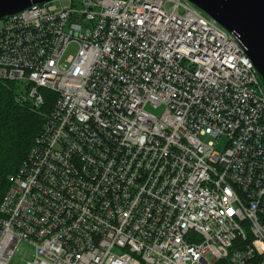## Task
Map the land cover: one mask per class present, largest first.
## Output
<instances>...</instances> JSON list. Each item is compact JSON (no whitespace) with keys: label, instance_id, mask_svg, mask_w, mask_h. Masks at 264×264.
Returning <instances> with one entry per match:
<instances>
[{"label":"built area","instance_id":"2783aa9c","mask_svg":"<svg viewBox=\"0 0 264 264\" xmlns=\"http://www.w3.org/2000/svg\"><path fill=\"white\" fill-rule=\"evenodd\" d=\"M52 1L1 20L0 80L53 104L0 264H264V86L236 40L185 0Z\"/></svg>","mask_w":264,"mask_h":264},{"label":"water","instance_id":"95a60500","mask_svg":"<svg viewBox=\"0 0 264 264\" xmlns=\"http://www.w3.org/2000/svg\"><path fill=\"white\" fill-rule=\"evenodd\" d=\"M52 0H0V20ZM229 33L264 86V0H185Z\"/></svg>","mask_w":264,"mask_h":264},{"label":"trees","instance_id":"16d2710c","mask_svg":"<svg viewBox=\"0 0 264 264\" xmlns=\"http://www.w3.org/2000/svg\"><path fill=\"white\" fill-rule=\"evenodd\" d=\"M27 91L23 84L0 80V200L8 187V177L24 160L53 104V95L39 90L45 100L34 107L21 99Z\"/></svg>","mask_w":264,"mask_h":264},{"label":"rangeland","instance_id":"374dc122","mask_svg":"<svg viewBox=\"0 0 264 264\" xmlns=\"http://www.w3.org/2000/svg\"><path fill=\"white\" fill-rule=\"evenodd\" d=\"M75 5L77 6H80V3H81V0H72ZM70 0H54L52 1L51 3V6H60V5H67L69 4ZM181 4H184V1L181 0L180 1ZM48 6H50V4H48ZM167 9H169V5H166ZM179 13H182V9H179L178 10ZM1 20H0V27H1ZM77 44L75 43H71L68 45V47L65 49V52L62 56V59H61V64L64 65V64H67L65 62L66 58H69V57H74L76 52H77ZM152 113L154 114H158L159 112L158 111H151ZM32 251V248H27L24 244H21L16 253H15V256L12 258V261H11V264H26L27 262L30 261L31 259V252Z\"/></svg>","mask_w":264,"mask_h":264}]
</instances>
